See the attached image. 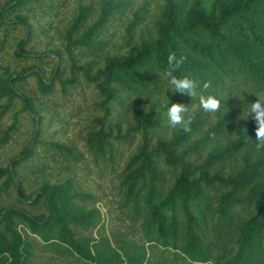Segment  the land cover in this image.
Wrapping results in <instances>:
<instances>
[{
	"label": "trees",
	"instance_id": "obj_1",
	"mask_svg": "<svg viewBox=\"0 0 264 264\" xmlns=\"http://www.w3.org/2000/svg\"><path fill=\"white\" fill-rule=\"evenodd\" d=\"M53 1L9 0L0 6V32L7 36L10 30L22 28L25 37L15 55L33 62L21 71L1 69L0 119L18 102L22 107L13 114V123L0 145L9 140L22 113L28 112L35 128L38 126L21 155L7 168L0 167V192L8 193L15 187L20 204L33 210L44 208L42 214L16 207L0 211V264H8L6 252L11 264H39L32 242L20 227L38 237L40 247L76 264H264V148L257 149L253 142L257 126L253 116L241 122L236 142L213 147L200 164L187 161L190 153L205 149L233 124L237 111L229 107L235 98L244 103L256 101V94L264 92V0H163L154 24L155 35H141L131 53L107 55L101 67L96 59L79 66L74 53L87 50L94 55L101 51L105 42L101 35L135 0H103L98 21L85 31L91 8L81 7L65 30L63 51L33 55L25 49L35 34L25 12ZM144 8L146 4L136 9L128 26L130 41ZM11 15L15 17L11 19ZM170 53L184 58L174 74L197 82L196 97L213 95L229 109L201 139L180 152L178 147L189 139V131L183 130L172 143L151 148V135L164 123L161 107L167 110L171 103L195 98L175 93L169 84L164 71ZM44 58L56 62L49 79L39 70L38 61ZM65 61L71 64V78L63 80ZM78 72L96 86L105 112V117L96 119L99 130H91L85 138L96 159L114 152V130L110 129L115 119L111 118L117 119L139 101L132 129L141 132L143 146L126 164L120 186L124 192L122 211H128L134 225L140 224L137 240L123 238L113 245L104 234L100 211L87 210L80 202L90 199L97 203V198L79 193L70 181L43 183L37 192L27 194L17 172L37 158L40 147H53L76 157L65 145L42 140L44 118L35 99L19 85L36 76L43 97L55 94L57 82L66 96L80 85ZM206 82L210 87L205 90ZM165 85L171 86V100L164 106L160 98ZM243 101L240 107L245 105ZM204 123L197 116L190 128L198 129ZM115 138L123 137L118 134Z\"/></svg>",
	"mask_w": 264,
	"mask_h": 264
},
{
	"label": "rangeland",
	"instance_id": "obj_2",
	"mask_svg": "<svg viewBox=\"0 0 264 264\" xmlns=\"http://www.w3.org/2000/svg\"><path fill=\"white\" fill-rule=\"evenodd\" d=\"M9 0H0V6H4ZM103 0H54L42 8H36L30 12L29 20L34 28V36L28 42L26 50L33 55H51L64 49V35L68 25L74 16L78 14L81 7L91 8L88 21L82 31H85L91 25L96 23L99 18L101 2ZM146 4V8L141 13V22L134 28V38L132 41L128 37V26L133 20V15L137 8ZM164 6L163 0H135L134 5L125 9L123 14L117 16L112 24L107 27L101 35L105 42L102 50L93 55L92 51L78 50L74 53L77 64L83 66L89 61L97 60L98 66H103L107 55L131 53L133 46L137 44L141 35H155L154 24L160 15ZM15 15H11L13 19ZM25 37L22 28L10 30L6 36L0 32V73L4 67H10L12 70L21 71L25 67L33 64L32 60H23L15 55L19 43ZM128 42H131L128 45ZM39 70L44 79H49L56 62L53 58H44L38 61ZM71 64L65 61L61 78L63 80L71 78ZM80 85L69 90L68 95H62L61 85L57 82L56 92L49 97H43L38 88V78L30 76L19 86L26 94L32 96L36 101V108L40 116L44 118L41 128V138L46 142L65 145L73 149L76 157H69L53 147H40L37 149V158L31 160L20 167L17 171L27 194L37 192L43 183L62 184L70 181L74 188L83 195H94L97 203L92 200H81L86 209H97L100 211L103 223L105 225V236L108 237L113 245H117L116 240L123 238L136 239L140 236V224H133L130 221L128 211H122L121 205L124 200V192L121 190V174L123 173L129 159L136 154L143 146L141 132H134V113L139 109L138 100H136L129 111L123 112L117 119L112 120L113 129H110L109 123L106 127L114 130L112 145L114 152H108L104 158L96 159L86 144V136L91 130H99L100 126L96 119L105 117L104 110L100 107L102 98L94 84L83 80L79 73ZM162 85V83H161ZM163 94L160 98L165 105L171 100V86L165 85ZM182 99V98H181ZM241 98H235L233 105L229 109L237 111L236 120L220 136L216 135L214 140L208 142L205 149L197 153H190L187 161L194 165L204 161L207 153L215 146H225L238 140V129L241 122L252 117L249 114L250 104L255 101H248L241 105ZM182 104L188 106L192 121L197 116L204 119V124L200 127H192L188 140H182L178 150L179 152L187 148L195 140H199L204 133L212 127L219 118L229 111L223 105L215 113H206L199 108V97L183 98ZM193 106H196L195 109ZM22 105L18 102L14 109L0 119V139L4 137V132L13 123V114L20 110ZM164 119L163 127L151 135V148H156L158 143H172L173 140L183 132V128L177 126L173 128L169 124L167 110L161 107ZM36 130L30 114L22 113L19 117L17 128L11 133L9 140L0 145V167L7 168L13 159L21 155V152L29 144ZM120 135V140L115 136ZM233 166V165H231ZM228 168L224 173H228ZM167 172V169H165ZM168 178V174H167ZM170 182V181H169ZM2 181H0V184ZM5 207H16L30 209L36 213L42 214L44 208L40 206L37 209L29 208L20 204L15 198V187H12L8 193L0 192V211ZM24 236L28 235V240L32 242L36 259L39 264H76L74 260H67L63 256L56 255L52 250L40 247L38 237L32 235L24 228L20 227ZM98 237L97 235H95ZM40 245V246H39ZM155 250V249H154Z\"/></svg>",
	"mask_w": 264,
	"mask_h": 264
},
{
	"label": "clouds",
	"instance_id": "obj_3",
	"mask_svg": "<svg viewBox=\"0 0 264 264\" xmlns=\"http://www.w3.org/2000/svg\"><path fill=\"white\" fill-rule=\"evenodd\" d=\"M184 58H177L175 53H170L167 56V68L164 75L168 78L169 84L174 89L175 93L186 94L189 97L197 96L198 84L195 80L185 76L178 78L174 73L183 64ZM210 85L206 82L203 88L206 90ZM256 101L250 104L249 114H254L253 119L256 123L255 141L254 144L257 149L264 148V92L256 94ZM196 106H193L195 109ZM221 102L213 95H199V108L206 113H215L220 110ZM167 116L169 124L175 128L180 126L185 132L191 131L190 125L192 117L188 106L182 103H171L167 109ZM4 255L8 258V264H11V256L6 252Z\"/></svg>",
	"mask_w": 264,
	"mask_h": 264
},
{
	"label": "water",
	"instance_id": "obj_4",
	"mask_svg": "<svg viewBox=\"0 0 264 264\" xmlns=\"http://www.w3.org/2000/svg\"><path fill=\"white\" fill-rule=\"evenodd\" d=\"M38 126L36 127V132H37Z\"/></svg>",
	"mask_w": 264,
	"mask_h": 264
}]
</instances>
